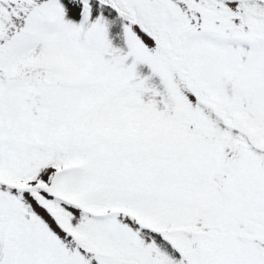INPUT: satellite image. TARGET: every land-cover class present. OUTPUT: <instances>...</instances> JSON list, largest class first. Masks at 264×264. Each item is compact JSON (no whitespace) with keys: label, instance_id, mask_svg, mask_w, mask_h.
Returning <instances> with one entry per match:
<instances>
[{"label":"snow or ice","instance_id":"1","mask_svg":"<svg viewBox=\"0 0 264 264\" xmlns=\"http://www.w3.org/2000/svg\"><path fill=\"white\" fill-rule=\"evenodd\" d=\"M0 264H264V0H0Z\"/></svg>","mask_w":264,"mask_h":264}]
</instances>
